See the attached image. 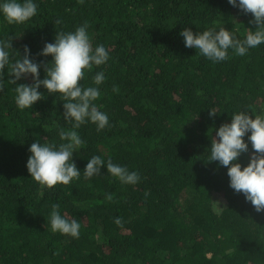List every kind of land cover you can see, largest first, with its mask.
Here are the masks:
<instances>
[{"label":"trees","instance_id":"obj_1","mask_svg":"<svg viewBox=\"0 0 264 264\" xmlns=\"http://www.w3.org/2000/svg\"><path fill=\"white\" fill-rule=\"evenodd\" d=\"M24 24L0 16V38L13 50L49 63L39 53L57 32L89 24L93 45L110 52L105 65L86 70V86L104 71L96 101L109 116L97 130L77 131L84 145L73 159L79 179L52 189L31 178L30 145L62 143L63 101L43 86L32 109L15 103L7 69L0 90V264H264V212L229 186L227 167L209 162L215 130L241 109L264 110V44L214 63L185 47L180 32L227 27L244 38L251 14L228 0H37ZM59 20L60 23H56ZM19 54L14 52L13 56ZM46 75L42 66L40 78ZM17 83H33L26 77ZM116 89V90H114ZM215 108L217 115H209ZM250 135V133H249ZM218 139V137H216ZM251 151V143L249 142ZM125 162L138 181L101 173L84 178L87 160ZM243 165L248 154L240 157ZM111 194V199L108 198ZM225 206L213 210V201ZM81 223L78 238L53 232L52 205ZM122 217V222L117 220Z\"/></svg>","mask_w":264,"mask_h":264},{"label":"clouds","instance_id":"obj_2","mask_svg":"<svg viewBox=\"0 0 264 264\" xmlns=\"http://www.w3.org/2000/svg\"><path fill=\"white\" fill-rule=\"evenodd\" d=\"M228 3L252 16L248 23L254 24L255 30L247 28L244 38H239L235 30L227 27H210L196 32L185 27L180 32L185 47L195 48L200 55L214 63L227 59L230 49L243 56L249 49L264 44V0H228ZM38 9L37 0H0V16L8 24H24L38 14ZM13 39L0 38V90L3 89V75L7 69L11 83L16 85L15 103L24 110L32 109L44 98L40 91L43 86L49 93L59 95L63 101V118L71 126L59 129L62 143L41 142L39 139L33 142L29 147L26 167L31 178L42 186L52 189L57 185H68L81 176V170L73 159L76 150L84 145L77 130L89 122L95 124L98 131L109 126L107 112L102 111V105L96 103L102 95L100 85L106 80L105 72H96L92 83L87 86L81 82L86 70L107 64L110 60L109 49L104 44L93 45L87 21L74 31L57 32L54 42L45 43L39 55L51 56L49 63L33 59L28 45L24 46L23 55L14 51ZM14 52L19 55L13 56ZM42 66L46 73L43 79L40 78ZM29 76L33 83H17ZM209 115L215 117L216 109L210 108ZM214 131L218 139H211V147L207 150L208 161L227 167L229 186L235 192L243 193L257 213L264 212V110L259 113L247 109L235 111L231 114L230 122L223 123ZM244 154H248L246 165L240 162ZM105 165L108 174L123 180L138 181L142 175L139 168L130 167L125 162L114 163L111 158L105 162L100 155H93L83 170L84 178L100 174ZM108 198H112L111 194ZM220 209V202L213 201V210ZM49 220L53 232L79 237L81 223L62 215L59 205H52ZM117 220L122 222V217L117 216Z\"/></svg>","mask_w":264,"mask_h":264},{"label":"rangeland","instance_id":"obj_3","mask_svg":"<svg viewBox=\"0 0 264 264\" xmlns=\"http://www.w3.org/2000/svg\"><path fill=\"white\" fill-rule=\"evenodd\" d=\"M217 202H220V205H222L223 207L225 206V203H224V201L221 199H219V200H217Z\"/></svg>","mask_w":264,"mask_h":264}]
</instances>
